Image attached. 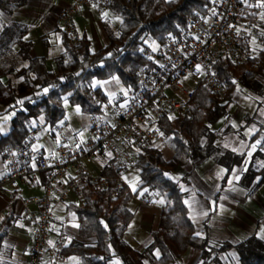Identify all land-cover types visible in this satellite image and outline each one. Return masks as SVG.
Listing matches in <instances>:
<instances>
[{
    "label": "trees",
    "instance_id": "trees-1",
    "mask_svg": "<svg viewBox=\"0 0 264 264\" xmlns=\"http://www.w3.org/2000/svg\"><path fill=\"white\" fill-rule=\"evenodd\" d=\"M24 0H0V10L11 12L17 6L23 4ZM213 3V0H178L177 3H169L166 0H161L157 3L156 0H113L112 4H108V9L111 12L122 13L125 17L124 23L131 25L138 23L141 25L137 35L132 39L126 52H121L123 61L107 60L105 64L120 77L125 86H131L132 89L138 85V77L135 73H126L124 68L131 65L143 66L147 60L142 53H133L136 48H143L147 45L143 43L141 37L148 34L155 42H161L167 33H175L185 25L188 17H194L205 12V9ZM121 23V22H120ZM120 23L117 31L120 30ZM132 31L124 33V38L131 36ZM25 29H21L20 34L24 33ZM64 52L59 57L55 58V70H49L46 66L43 57L30 58L27 54L29 44L21 43V56L28 63V67L23 72V80L19 87L12 83H8L1 89L0 103L6 107L15 109V115L12 119L13 127L11 131L3 137H0V150L6 147L15 148L22 145L24 139L29 133V121H36L43 115L45 124L50 130L55 127L56 123L61 120L65 113L62 108H52L49 106V98L59 99L61 91H75V96L70 100V103H78L82 107L89 104L88 97L75 88L76 83H84V81L97 78L108 79L107 72L100 70V65H96L92 69H86L81 77H72L70 73L78 71L81 67L80 58L85 60L91 57L93 61L100 60L107 52L113 48H125L124 39L111 36L109 42L100 50L96 51V55L89 48V40L86 37L80 38L77 42L71 43L67 35L63 33ZM65 52L72 57L73 63L71 66L65 64ZM257 68L249 67V61L242 65H235L227 60H219L215 67L218 76L225 81L227 90H224L221 95L209 93L207 99L211 101V107H206L202 100L205 98V86L201 83L197 84L194 89L193 97L189 102L188 110L175 114H164L156 121V126L165 135H172L178 131L184 140L191 143L192 153L191 158H205L210 156L217 150L214 145V140L217 131L223 135L226 129H231L229 126L221 129H212L211 127L222 117L229 116L228 104L233 93L236 90V85L241 84L248 88L255 89L258 84L256 76L259 69L264 65V49L257 56ZM29 72L36 76V79L29 84ZM67 77L68 82L65 83L61 78ZM42 78V79H41ZM57 82L61 85L59 90H51L48 95L39 98L38 103H29L25 101L23 106H18V101L25 96H33L34 99L37 89L47 87L50 82ZM235 82V83H234ZM94 95L103 102H107V95L100 87L93 89ZM46 111L41 112V109ZM197 108L203 109L207 116L203 120L197 119ZM102 112L100 106H92L87 114L98 115ZM175 115L176 120L169 119ZM209 125L211 127H209ZM203 137L208 141L204 149L199 146V140ZM176 149L170 148L173 155L171 159L165 160L162 156V149L151 147H142L140 156L141 161H146L147 165L139 170L138 181H144L143 185H139L137 181L136 193H151L152 191L164 189L170 198L177 201V208L183 210L184 223L189 228V236L196 235L201 243H196L189 240L187 237L181 241L179 236V228L171 222V216L165 208H161L159 214L158 226L150 232V242L143 250H137L130 247L124 241V233L127 230L128 223L132 217L131 212L127 208V203L132 196V192L123 182L121 189L116 196H113V188L116 183V174L108 168V165H103L100 171V176L106 177V187L91 186L88 190L83 191V204L81 206H68V209L74 211L78 219V230L80 239L94 238V241L71 240L61 248L63 256L77 255V264H156L157 252L161 254V258L168 260L169 264L173 261L169 260L168 253L170 252L175 260H180L181 254L188 246H193L200 251V258L204 264L216 263L220 264L219 255L226 252L231 246L228 243H219V246H213L211 241L204 235H197L192 226L190 215L183 203L184 196L179 192L177 183L164 176V173L171 175L182 166L184 161L178 158L177 149L183 151L186 147L184 142L175 137L174 141ZM240 156L233 152L226 151L220 158L222 163L229 171L234 164L239 162ZM155 165L161 171H155L151 167ZM227 171V172H228ZM260 177L259 182L255 184V189L264 182V167L251 170L249 180L243 179L252 189L253 182ZM148 191L145 192L144 188ZM92 189V190H91ZM9 218H5L0 222V249L2 241L6 235ZM169 232H175L176 236H169ZM239 255V264H264V241L259 237L252 235L235 246Z\"/></svg>",
    "mask_w": 264,
    "mask_h": 264
},
{
    "label": "crops",
    "instance_id": "crops-1",
    "mask_svg": "<svg viewBox=\"0 0 264 264\" xmlns=\"http://www.w3.org/2000/svg\"><path fill=\"white\" fill-rule=\"evenodd\" d=\"M72 3L73 0H46V2H43V0H24L23 4L17 6L11 12L0 10V13H2V15H0V27L3 28V32L0 33V96L2 87L6 86L8 83L13 84V81H20V83L15 84L17 87L22 83L21 78H23L25 68L21 67L20 63L21 61H27L21 56V43L29 44L27 54L30 58L43 57L49 70L56 69L54 60L64 52L57 51V46H62L64 49L62 41L64 32L60 26V15L65 9L69 8ZM49 5H51V15L42 22V17L49 10ZM101 9H104V12H102ZM105 12H111L108 6L104 8H99L98 6L94 7V5L81 6L79 11L72 17V24L78 39L86 37L89 40V48L92 52L100 50L109 42L110 37L115 35L113 29L117 30L120 23V20L116 19L115 16L111 19L106 17L104 15ZM21 29H25V32L22 34H20ZM255 31L264 32V19H260V25ZM254 34L249 37L247 47L252 56V60L257 63L258 61L256 58L264 49V42L258 43ZM14 38H18V52L15 56L10 55L12 52L10 44ZM16 57H18V59ZM2 65L8 66L3 67ZM255 79L258 83L255 89L248 88L241 84L236 85L235 95H232L228 104V112L232 120L227 121L225 119L226 117H222L211 127L214 130L224 127L227 128V126L231 128L226 129L223 135L215 138L214 145L216 147L218 141L224 140L226 137H229L230 134H235L237 138L233 140V144L244 142L246 145L245 152L242 154L233 152L231 148H222L221 145L217 147V150L210 156L193 159L197 162L196 169L198 171L194 172L191 165L183 164L180 166L176 172L172 174L181 178L180 183H188V180L184 179L185 176H195L199 182V186L208 190V185L200 179V176L211 174L214 171V164L211 162L204 163V161L208 160L209 157H214L216 153L223 150L224 153L226 151L233 152L235 155L240 156V158H238L239 162L234 164L231 169L225 173L223 179L220 180L219 183L223 186H227L231 181L232 168L242 166L247 158V171L238 183L241 187L249 189L248 185L242 182V180L244 178L249 180L250 171L259 169L260 165L264 164V116H261L258 111H253V107L258 109L264 108V102H262L261 99L253 101L249 96V94H251V96L257 98H264V65L259 69ZM101 89L106 93V89ZM239 89H243L244 91L240 92ZM118 98L123 100L124 97L118 96ZM14 115L15 109L6 107L0 103V126H4L3 121L7 118L8 133L13 127L12 119ZM86 115L91 116L89 114ZM39 119L40 118L34 121L35 123L30 127L29 132L33 133L35 144L39 143L42 145L39 149L44 154L48 155L50 150L55 151L56 147L61 144L69 145V138L75 137V133L72 132L70 128L69 131L65 133L64 137L60 136V121H63L64 117L59 120L51 130L47 124L39 123ZM77 122V130H83L85 123H89L90 126V122L81 117H77ZM66 124L69 126V122H66ZM44 128H47L48 131L41 135ZM252 128H255V131L251 132V134H246ZM7 134H0V137L6 136ZM76 138L78 139V137ZM57 140H60L61 143H52ZM257 141H260V146L256 147L254 151L247 147V145H257ZM2 152L3 150H0V176L5 172ZM172 155L173 152L168 147L162 149V156L165 160L171 159ZM220 158L221 156L216 157L217 162L222 167L226 168L220 163ZM85 166L89 172L96 175L100 174L102 169V165L97 162V160L86 161ZM121 176L122 181L132 192V196L127 203V208L131 212L132 217L123 238L130 247L141 251L151 240L150 232L155 230L158 226L159 214L162 207L147 202L145 197L152 199L151 193L140 194L136 193V190H133L131 181L134 183L136 182L135 185L137 189L139 175L133 172L131 168L125 169ZM47 179V173L40 172L36 174L35 178L32 180L20 181L18 192L11 190L7 186L0 189V216H3L4 219L9 218L10 220L6 235L2 241L1 249H4L5 245L12 246L5 249L7 258L4 261H0V264H11L14 256H16L18 260V264H28L31 241L29 229L33 228L31 214L36 212V206L31 200L43 194V186ZM230 201L233 202H220L217 196L205 201V204L207 208L211 209L212 213H214L217 204L223 203L225 207L236 213L235 218L228 215L222 221H214L213 227L204 224L203 233H196L193 227L197 235H204L210 241L213 232L218 229L216 234L219 237V243H228L231 246L230 249L219 255L220 264H237L236 259H234L232 255L236 253L239 259L235 246L252 235L261 239V230L264 229V182L255 189L254 195H232L230 196ZM183 203L190 215L191 208L184 202V198ZM60 204L64 205V207H55L54 221L50 228L49 240L57 244V239L64 237L65 233H67L68 235L65 239V243L63 245L60 244L61 248L71 240L94 241V238H79L77 215L74 211L68 209L70 205L81 206L83 204V194L80 196L77 193H71L67 200ZM212 213H210V218ZM73 216L76 217L75 221L72 219ZM21 222L24 227L19 226ZM52 228H56L57 230L51 231ZM237 237H240L241 240L237 241ZM262 240L264 241V239ZM199 258L200 251L193 246H188L180 256V260L182 259L184 264H198ZM78 260L77 255L64 256L62 264H77Z\"/></svg>",
    "mask_w": 264,
    "mask_h": 264
},
{
    "label": "built area",
    "instance_id": "built-area-1",
    "mask_svg": "<svg viewBox=\"0 0 264 264\" xmlns=\"http://www.w3.org/2000/svg\"><path fill=\"white\" fill-rule=\"evenodd\" d=\"M89 5H96V0H92L91 3L89 0H73L72 5L60 15V26L71 43L79 40L74 31L72 17L81 6ZM260 5H264V0H213L205 12L188 17L185 25L181 26L177 32L167 33L161 42H157L161 48L168 45L171 51L165 49L167 55L171 56L173 61L179 60V66L175 69L170 63H167L164 52L152 53L151 47H143L145 58V54L148 53L153 56V60L146 59L145 64L159 73L154 77L158 89L155 92L143 89L138 78V85L133 91L141 93L140 104L143 106L136 107L130 116L120 114L117 117L118 127L110 128L107 140H115L119 145L120 142L116 140V137L131 138L132 147L125 149L129 152L134 150L142 138H146L150 145L156 142V133L154 131L151 134L147 133L144 126L157 128L156 124L150 123V117L156 116L154 108L167 105L172 109L171 112L161 110L157 120L164 114L187 111L194 89L199 83L204 86L207 84L212 94L221 95L224 90L217 84H208L204 76L196 74L198 71H207L204 67L205 64L212 68V73L208 75H214L220 85H225V81L218 76L215 67L219 60L224 59L235 65H242L249 61V67L256 68L257 63L252 60L247 44L249 37L259 27L261 17H264V7ZM107 6L108 4L103 2L98 5L99 8ZM260 33L261 31L254 34L255 39L258 43H263L264 35H260ZM154 61L165 62L168 71L161 69ZM201 61L204 63L202 64ZM198 65L199 70H197ZM189 73L192 74L190 77ZM148 75L152 74L146 73V76ZM186 77L187 79H185ZM145 83L151 89L150 82L145 81ZM101 115L103 113L91 116L99 117ZM129 128L135 130L129 131ZM89 130L95 133L97 125L90 123ZM105 143L103 138H88L87 150L79 145L75 149L69 150L68 145L61 144L56 147L55 152L64 160V163L56 162L54 164L45 163L48 155L40 149H38L36 160L31 159L29 153L35 145L32 132L28 133L21 146L4 148L2 153L5 172L0 176V189L7 186L18 192L20 181L32 180L40 172H46L48 177L43 186V194L31 200L36 206V212L31 214V219L33 227L38 229V235H31L28 264H62L64 261L61 245L49 243L55 207L66 201L71 193L82 196L83 191L88 190L91 186L106 187V177L92 174L85 166L86 161L96 160L97 155L101 157L106 155ZM10 151L15 154V159L10 156ZM112 153L108 168L116 174V183L113 188V196H116L122 187L121 175L125 169L116 164L115 149L112 150ZM53 173L56 175H52Z\"/></svg>",
    "mask_w": 264,
    "mask_h": 264
},
{
    "label": "clouds",
    "instance_id": "clouds-1",
    "mask_svg": "<svg viewBox=\"0 0 264 264\" xmlns=\"http://www.w3.org/2000/svg\"><path fill=\"white\" fill-rule=\"evenodd\" d=\"M43 2H46V0H43ZM91 3L92 0H89ZM101 2L105 4H112L113 0H96V5L98 6ZM157 3H160L161 0H156ZM166 2L169 3H177L178 0H166ZM51 5H49V10L44 14L42 17V22L47 19L48 16L51 15ZM102 12H104V9H101ZM106 17L111 19L112 17L119 18L120 20V30L117 31L113 29V32L117 38H122L124 39V44L125 48L121 49L119 47L113 48L110 52H107V54L103 57L100 58L98 61H93L91 57H88L87 60H85L83 57L80 58V69L74 73H70L72 77H81L82 78V73L85 72L86 69H92L96 65H100V70L107 72L108 74V79L101 81L100 79L92 78L89 80L84 81V83H76L75 88L78 89L81 93L85 94L88 97L89 104L85 107H82L78 103H71L70 100L75 96V91L74 90H69L67 92L61 91V95L59 99H54V98H49V106L52 108H57L60 107L63 109L65 115L63 121H60L61 128H60V136L64 137L65 133L69 131V128L66 124L67 121H70L72 117H81L82 119H85L89 121L90 123H94L97 125V130L95 133L91 132L89 130V123H85L83 130H77V129H71L72 132L75 133V137L69 138V145L68 148L69 150H73L76 148L77 145H79L82 148H85L86 150L88 149L87 145V139L92 138V139H97V138H103L105 139V153L106 155L104 157H101L99 155L96 156L97 162H99L102 166L103 165H108L109 160L112 157V150L115 149L117 156H116V164L122 168V169H127L131 168L133 172H136L139 175V170L141 167H144L147 165L146 161H141L140 156L143 155L141 152V147H148L149 146V141L146 138H142L139 143L136 144L135 148L133 151H125L127 148H131L133 145V141L131 138L125 139L124 137H116V140H118L120 143L119 145L116 144L115 140L113 141H108L107 140V135L109 133L110 128H116L118 127L117 124V117L120 114H123L124 116H130L132 115L133 110L136 107H142L143 105L140 104V101L142 100V95L141 93L134 92L131 86H125V84L121 81L120 77L117 76L113 71L112 68H115V65H112L111 68L108 67L105 64V61L107 60H119L123 61V56H121V52H126L127 51V46L129 42L134 39V37L137 35L141 25L138 23H134L131 25L125 24L124 20L125 17L122 13H117V12H105ZM2 15V13H0ZM213 15L215 13L213 12ZM264 19V17H261ZM132 29H136V31L132 32L131 36H127L124 38V33L132 31ZM3 32V28L0 27V33ZM71 35V34H70ZM170 35V34H169ZM260 35H264V32H261ZM17 39L14 38L11 41L10 47L12 49V52L10 55L15 56V54L18 52L17 48ZM75 39V37H73ZM141 39H150L147 35L144 37H141ZM105 48H108V45H105ZM151 49L152 53H158V52H164L166 56V61L167 63H170L172 65V68L175 69L179 66V60L173 61L171 59V56L167 55V52H165V49L168 51H171V49L168 48V45H165L164 48H161L155 41H151ZM57 51L63 52L64 49L62 46H57ZM136 52L144 54V50L142 48H136L133 50V53L135 54ZM65 54V64L68 66H71L73 63H75L72 59L71 56L68 55L67 52ZM93 55H96V53L93 51ZM146 59L148 60H153V56L151 53L145 54ZM18 59V57H16ZM159 65L161 69L164 71H168V68L166 67L165 62L161 61H154ZM203 64L204 62L201 61ZM215 63V61H214ZM3 67H7L8 65H2ZM21 67L27 68L28 63L21 61L20 63ZM205 69L207 71H198L196 74L204 76L207 80L208 84H217L219 88L222 90H227L226 85H220L218 84L216 78L214 75L209 76V73H212V68L209 67L208 65H204ZM124 72L126 73H135V75L139 78L140 85L143 89L145 90H151L152 92H155L158 89V85L156 84L155 76L159 75V73H156L155 69L149 67L148 64H144L143 66L139 65H129L124 68ZM146 73H151L152 75L146 76ZM192 74L189 73V77ZM36 79V76L29 72V79L28 83L31 84L33 80ZM42 79V78H41ZM65 83L68 82L67 77H62L61 78ZM187 79V77L185 78ZM23 80V78H21ZM145 81L150 82L151 84V89L148 88V84L145 83ZM20 83V81H13V84ZM100 87L106 89V95L108 97L106 103H102L100 99H98L93 92V89ZM61 89V85L55 81L50 82L47 87H42L37 89V92L35 93V97L37 99H34L33 96H25L22 100L18 101V106L22 107L25 101H28L29 103H38L39 98H43L44 96L48 95L51 90H59ZM240 92H243V89H239ZM205 98L202 100V103L206 107H211V101L207 99V95L211 93V89L207 87V84L205 86ZM235 95V93L233 94ZM118 96H123L125 97L123 103H119L117 101ZM250 99L255 101L256 99H261L262 102H264V98H257L255 96H251L249 94ZM114 101L116 103H114ZM92 106H100L103 112V115L99 117L95 116H87L86 114L89 112L90 108ZM168 111L171 112L172 109L167 106V105H160L157 108H154L153 111L156 113V116L150 117V123L152 125L156 124V120L160 115V111ZM46 111V109H41V112ZM197 119L203 120L206 116L207 113L201 109L197 108ZM253 111H258L261 116H264V108H255L253 107ZM171 117V118H170ZM169 119L171 120H176L177 117L175 115L170 116ZM227 121H231L232 117L231 115L227 116L225 118ZM35 122L34 121H29L28 125L31 127ZM39 123L44 124L45 123V117L41 115L39 119ZM4 126H0V134H7L9 129L7 127L8 125V120L7 118L4 119L3 121ZM145 131L149 134H151L153 131L156 133V142L152 143L150 146L157 148V149H163L165 147H170L173 149H176V144L173 142L175 137H178L181 139L186 147L183 149V151H180L177 149L178 152V158L186 165H191L193 168V171L196 172L198 171L196 169V161H194L191 158V153H192V147L191 143L187 140H184L183 136L180 135V133L177 131L175 133V137L172 135L165 136L159 128H152L147 125L144 126ZM209 127H211L209 125ZM134 128H129V131H134ZM48 131L47 128H44L43 132L41 135L46 133ZM101 133H103V136H101ZM217 135L220 136L221 132L217 131ZM78 137V139L76 138ZM237 137L235 134H230L229 137H226L222 141L217 142V147H220L222 145V148H231L233 152L237 153H244L245 152V143L244 142H238L237 144H233V140L236 139ZM53 144H59L61 143L60 140L53 141ZM208 141L204 139L203 137L200 138L199 140V146L201 149H204L205 146L207 145ZM42 145L37 143L33 146L32 151L29 153L31 156V159L33 161L36 160L38 156V149ZM260 146V143L255 145H247V147L251 148L253 151L255 150L256 147ZM19 151V150H18ZM10 156L15 159V154H13L11 151L9 152ZM224 152L221 150L220 152L216 153L214 157H209L208 160L204 161V163H213L214 164V171L211 174L208 175H202L200 176V179L204 181L205 184L208 185V190L203 189L201 186H199V182L197 181L195 176H185L184 179L188 180L187 184L180 183V177L179 176H174L171 175L170 173H164L165 177H168L169 179L174 180L179 188V192L184 196V202L187 201V205L191 208L190 212V219L193 222V227L196 233H203L204 232V224H208L210 227H213L214 221H222L226 216L231 215L233 218L236 217V213L232 212L229 208L225 207L223 203H218L217 207L215 209V212L212 213L211 209H208L205 201L213 199L215 197H219V201H230V196L236 195V196H252L254 195L255 192V184L259 182L260 177H257V179L253 182V187L252 189H246L244 187H241L239 185V181L243 178L245 172L247 171L248 167V159L246 158L244 161V164L240 167H233L231 171V181L227 186H223L219 183L220 180L223 179L225 173L228 171L226 168L222 167L216 160V157L223 156ZM74 158V157H73ZM64 163V160L61 159L59 154L55 151H49L48 152V157L45 161V163ZM33 167H35V164H33ZM153 170L155 171H161L158 169L155 165L151 166ZM260 167H264V164H261ZM52 175H56V173H53ZM139 185H143L144 181H138ZM144 191L147 192L148 188L145 187ZM151 197L152 199H148L145 197L147 202L149 204H155L157 206L165 208L170 216H171V222L173 225H175L177 228H179V236L181 241L184 240L185 237H187L189 240H192L196 243H201L202 241L197 239L196 235L189 236V228L186 226L184 223V217H183V210L177 208V201H174V199L170 198L169 193L164 190H156L151 192ZM202 198V199H201ZM57 208H63L64 205L60 204L56 206ZM210 213H212L211 218H210ZM4 219L3 216H0V222H2ZM73 221H75L76 217H72ZM20 227H24L23 223L21 222ZM56 228H52L51 231H56ZM0 231H3L2 228H0ZM218 229L213 232L211 243L213 246L218 247L219 246V237L216 234ZM29 232L31 235L36 236L38 235V229L36 227L30 228ZM67 233H65L64 237H60L57 239V242L61 245L65 243V239L67 238ZM169 236L175 237L176 233L175 232H169ZM74 238V237H73ZM261 239H264V229L261 230ZM237 241H240L241 238L237 237ZM51 242V241H50ZM49 242V243H50ZM70 242V241H69ZM52 243V242H51ZM50 243V244H51ZM12 247L11 245H5L4 249H0V261H4L7 258V253H6V248ZM233 258L236 259L237 264H239V259L236 253H233ZM157 260L156 264H169L168 260H165L161 258V254L158 251L157 254ZM169 260L173 261V264H184V261L181 260H175V257L172 256V254L169 252L168 253ZM11 264H18V260L16 256L13 257ZM200 264H204L203 261L200 262Z\"/></svg>",
    "mask_w": 264,
    "mask_h": 264
},
{
    "label": "rangeland",
    "instance_id": "rangeland-1",
    "mask_svg": "<svg viewBox=\"0 0 264 264\" xmlns=\"http://www.w3.org/2000/svg\"><path fill=\"white\" fill-rule=\"evenodd\" d=\"M206 10V9H205ZM145 35H147L150 39H143V43L145 44V45H147V46H149V47H151V41H154V39L152 38V37H150L148 34H144V36ZM143 36V37H144ZM97 79V78H96ZM101 81H103V79H100ZM125 98V97H124ZM117 101L119 102V103H123V101L124 100H120L118 97H117ZM103 103H106V102H103ZM114 103H116L115 101H114ZM71 104V103H70ZM67 122H69V126H68V128H70V129H77L78 128V122H77V117H72L71 118V120L70 121H67ZM134 182L133 181H131V185L133 184ZM136 183V182H135Z\"/></svg>",
    "mask_w": 264,
    "mask_h": 264
},
{
    "label": "snow or ice",
    "instance_id": "snow-or-ice-1",
    "mask_svg": "<svg viewBox=\"0 0 264 264\" xmlns=\"http://www.w3.org/2000/svg\"><path fill=\"white\" fill-rule=\"evenodd\" d=\"M261 7H264V5H260ZM105 16H106V14H104ZM116 19H119V18H116ZM197 70H199V65L197 66ZM235 83V82H234ZM171 118V117H170ZM235 126V125H234ZM253 131H255V128H252V129H250L249 130V132L248 133H246V134H251V132H253ZM260 143V141H257V144H259ZM253 147H255V145H253ZM132 188H133V190L135 191L136 190V185H135V183H133L132 185ZM185 203H187V201L185 202ZM51 243V242H50ZM116 264H118V262H116Z\"/></svg>",
    "mask_w": 264,
    "mask_h": 264
}]
</instances>
